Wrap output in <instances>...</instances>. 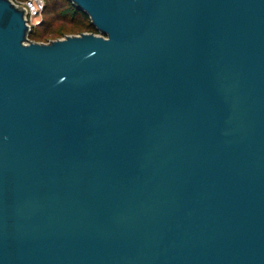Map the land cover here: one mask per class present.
I'll return each instance as SVG.
<instances>
[{
    "label": "water",
    "instance_id": "obj_1",
    "mask_svg": "<svg viewBox=\"0 0 264 264\" xmlns=\"http://www.w3.org/2000/svg\"><path fill=\"white\" fill-rule=\"evenodd\" d=\"M71 1L0 0V264H264V0Z\"/></svg>",
    "mask_w": 264,
    "mask_h": 264
},
{
    "label": "trees",
    "instance_id": "obj_2",
    "mask_svg": "<svg viewBox=\"0 0 264 264\" xmlns=\"http://www.w3.org/2000/svg\"><path fill=\"white\" fill-rule=\"evenodd\" d=\"M42 15L40 23L32 25L29 33V38L32 40L47 41L82 31L99 32L92 23L90 15L71 0H45ZM57 20H62L63 23L56 25ZM68 21L71 25L66 24Z\"/></svg>",
    "mask_w": 264,
    "mask_h": 264
},
{
    "label": "built area",
    "instance_id": "obj_3",
    "mask_svg": "<svg viewBox=\"0 0 264 264\" xmlns=\"http://www.w3.org/2000/svg\"><path fill=\"white\" fill-rule=\"evenodd\" d=\"M17 5H22L26 9V18L30 25L36 24L42 16L45 7V0H13Z\"/></svg>",
    "mask_w": 264,
    "mask_h": 264
},
{
    "label": "rangeland",
    "instance_id": "obj_4",
    "mask_svg": "<svg viewBox=\"0 0 264 264\" xmlns=\"http://www.w3.org/2000/svg\"><path fill=\"white\" fill-rule=\"evenodd\" d=\"M42 18H43V15L39 18V21H38L36 24L33 22L32 25H37V24H39ZM57 21H58V22H56V25H57V24H61V23H63L62 20H57ZM66 24H67V25H71V22L68 21ZM48 35H50V34H48Z\"/></svg>",
    "mask_w": 264,
    "mask_h": 264
}]
</instances>
